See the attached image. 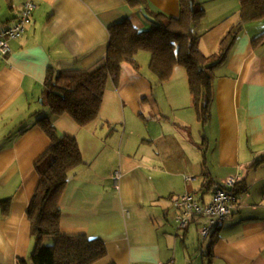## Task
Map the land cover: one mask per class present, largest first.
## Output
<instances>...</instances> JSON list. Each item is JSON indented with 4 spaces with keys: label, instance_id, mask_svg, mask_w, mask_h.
Here are the masks:
<instances>
[{
    "label": "crops",
    "instance_id": "crops-1",
    "mask_svg": "<svg viewBox=\"0 0 264 264\" xmlns=\"http://www.w3.org/2000/svg\"><path fill=\"white\" fill-rule=\"evenodd\" d=\"M28 1L0 0V31L14 25ZM32 1L37 7L24 37L0 58V201L11 199L8 217L0 208V264L30 263L35 250L26 210L39 183L36 165L51 147L38 124L45 117L80 145L84 164L60 200L61 229L102 241L107 255L96 264H264V163L255 166L264 157V43L253 48L264 22L246 24L214 70L206 124L198 120L185 70L160 84L151 55L141 52V69L124 64L118 81L108 83L99 117L81 127L43 105L50 69L90 68L108 51L110 27L127 20L149 29L150 19L125 0ZM144 2L153 12L180 15L177 0ZM197 2L207 13L197 29L219 20L199 29V47L212 55L239 22L240 3ZM206 174L220 184L235 178L241 194L231 216L204 239L208 219L181 229L174 207L186 193L211 202Z\"/></svg>",
    "mask_w": 264,
    "mask_h": 264
},
{
    "label": "trees",
    "instance_id": "trees-1",
    "mask_svg": "<svg viewBox=\"0 0 264 264\" xmlns=\"http://www.w3.org/2000/svg\"><path fill=\"white\" fill-rule=\"evenodd\" d=\"M125 1L131 8H143L151 28L141 30L127 20L113 25L109 28L108 51L93 66L83 70L50 69L43 105L54 116L67 115L81 127L89 125L99 117L109 81H118L124 64L139 71L141 66L137 56L148 52L151 55L149 68L160 84L168 83L177 68L185 70L198 120L206 124L214 100V70L227 61L246 24L264 22V0H239L240 20L212 55H206L199 47L202 35L196 29L207 13L197 0H177L179 17L153 12L145 0ZM263 43L264 33L253 40V48L257 49ZM38 124L51 140V147L36 165L39 183L26 210L35 250L30 263L22 259L18 263L96 264L107 255L104 243L85 235H67L61 229L60 200L72 173L84 164L78 140L59 134L51 118H40ZM262 163L264 157L255 166ZM204 177V186L208 190L213 191V186L220 184L211 180L208 174ZM237 186L233 189L236 197L241 194ZM10 204L11 199L0 201L3 217L9 216ZM47 240L49 244H46Z\"/></svg>",
    "mask_w": 264,
    "mask_h": 264
},
{
    "label": "built area",
    "instance_id": "built-area-1",
    "mask_svg": "<svg viewBox=\"0 0 264 264\" xmlns=\"http://www.w3.org/2000/svg\"><path fill=\"white\" fill-rule=\"evenodd\" d=\"M36 4L29 0L23 6L21 15L15 21L14 25L0 31V58H6L11 53L10 42L20 40L24 37L27 27L31 24ZM121 175L119 172L115 174V184ZM195 178L186 177V181L191 183ZM237 181L230 177L222 184H215L212 191V199L210 203H203L193 193H186L175 201L176 222L181 229H186L197 218H207L208 224L201 230L204 239L210 236L226 219L231 216L237 197L233 189Z\"/></svg>",
    "mask_w": 264,
    "mask_h": 264
},
{
    "label": "rangeland",
    "instance_id": "rangeland-1",
    "mask_svg": "<svg viewBox=\"0 0 264 264\" xmlns=\"http://www.w3.org/2000/svg\"><path fill=\"white\" fill-rule=\"evenodd\" d=\"M206 6H208L207 3H206ZM211 19H212L213 21H210L209 24H208L207 22H206V23H203V26H201V28H199L200 31L205 30L206 27H208L210 24H212V22H213L214 24H217V23L219 22V20H216V17H211ZM210 26H211V25H210ZM199 29H196V32H197V33H200ZM146 54L150 56L149 53H146ZM179 69H183V68H179ZM183 70H184V69H183ZM52 115H53V114H52ZM178 227H179V225H178ZM46 244H49V240L46 241Z\"/></svg>",
    "mask_w": 264,
    "mask_h": 264
}]
</instances>
